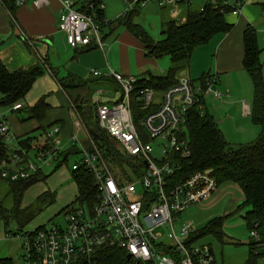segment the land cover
I'll list each match as a JSON object with an SVG mask.
<instances>
[{"label": "built area", "instance_id": "built-area-1", "mask_svg": "<svg viewBox=\"0 0 264 264\" xmlns=\"http://www.w3.org/2000/svg\"><path fill=\"white\" fill-rule=\"evenodd\" d=\"M11 1L16 6L30 2L40 8L50 0ZM59 1L57 29L63 33L66 44L74 49L89 45L102 48V30L94 14L80 11L81 4L77 6L74 0ZM209 1L213 5L218 2L228 5L231 7L229 13L237 15L249 0ZM148 2L167 9L170 18L183 21L182 3L192 4L193 0H127L125 12L141 8ZM82 5L93 8L90 0ZM98 7L103 8V4ZM49 73L52 75L50 70ZM92 73L101 75L97 69ZM103 77H111L119 91L116 99H95L96 122L118 142L124 154L135 157L136 161L126 171L112 168L86 129L76 105L67 97L73 129L66 145H77L80 154L71 168L84 167L92 174L97 202L91 213L80 204L69 206L65 210L64 224L42 225L38 230L13 234L23 240L24 263L97 264L95 251L106 243L116 245L139 261L211 264L214 259L211 243L199 239L188 244V237L195 229L192 223L182 224L178 231L175 224L181 212L194 203L207 200L218 188L211 169L183 175L184 162L190 156L186 137L188 114L191 108L202 112L208 95L221 99L216 76L209 75L202 85L183 72L175 84L162 91L139 86L137 78L112 69ZM104 93L101 88L95 89L98 96ZM132 99L141 105L142 115L133 111ZM21 107L18 101L0 111V135L8 149V156L0 160V175L10 180L26 179L46 166L54 167L65 145L59 135V126H54L47 132L49 148L42 151L35 146L22 147L21 139L8 125L5 114L6 111L17 112ZM153 146L159 150L157 155L153 153ZM250 230L252 241L257 245L255 252L264 251V220L253 222Z\"/></svg>", "mask_w": 264, "mask_h": 264}, {"label": "trees", "instance_id": "trees-1", "mask_svg": "<svg viewBox=\"0 0 264 264\" xmlns=\"http://www.w3.org/2000/svg\"><path fill=\"white\" fill-rule=\"evenodd\" d=\"M90 1L93 4V8L81 3L79 10L87 14H94L102 31L109 28L108 34H105L104 38L112 34L116 27L123 26L130 33L137 35V39L144 48L145 57L158 59L166 56L169 59L170 65L164 73L153 75L145 72L146 75L135 77L139 86H151L159 91L177 82L178 75L188 66L195 48L205 45L216 34L227 33L232 29V24L225 19V15L231 10L230 6L223 5L220 2L217 5H213L209 0H206L202 9H200L199 6L183 2L184 12L181 14L184 16L183 21L170 18L167 15V9L162 8L165 10L167 17L161 23L160 33L162 38L156 40L134 21L139 14V8L126 11L114 19L107 20L103 8L100 9L98 7L101 3L100 0ZM124 1L127 2V0ZM1 2L9 10L14 7L11 0H1ZM257 4L264 10V1ZM242 42L243 56L241 63L252 82L250 119L260 127V132L254 140L232 148L226 140L223 131L219 128L214 115L207 108L202 112L197 108H191L186 124V137L190 147V156L184 162L183 175L187 174L185 172L190 173L196 170L211 169V174L216 179L217 185L227 182L237 185L243 198L236 210H245L243 219L248 228H251L253 222L264 220V75L263 63L260 59L262 48L259 46L257 33L252 26L247 25L244 28ZM82 48H86L84 49L85 51H90L96 47L89 45ZM43 73L44 66L38 63L27 68L20 67L9 71L0 59V106H10L15 102H20L30 91L35 80ZM209 75L211 74L208 72L202 73L197 79L192 80H197L198 83L204 85V81ZM58 83L76 105L86 129L110 166L114 169L117 167L123 169L122 166L124 164L126 166L133 165L136 158L124 154L118 142L110 138L104 130L98 127L95 117V104L90 102V89L87 86V81L80 80L76 76L69 74L64 78L58 79ZM82 87L85 88L83 96L72 97L68 92L69 89ZM131 107L139 116L144 113L140 109L141 105L135 99L131 100ZM53 110L54 108L46 101V96L40 97L30 106L22 105L17 112L25 113L27 117L21 120L35 121L37 125L32 129V133L39 131L37 135H32L30 132L15 133L16 137L21 139L19 144L22 147L31 149L35 146L42 151L49 148L50 139L47 137V132L54 126H59L61 139L66 138L61 133V131L63 132L62 128L65 120L50 118L49 115ZM68 111L69 107L67 106L66 114L71 121ZM135 122L138 123L137 119H135ZM70 132L67 135L66 142L62 141L65 145L58 153V159H60L58 162L56 161L50 173L46 174L41 169L30 177L19 180H10L0 175V180L8 184V193L12 199L10 208L0 204V221L6 227L11 220L14 221L16 232H12V234L23 232V228L35 217L37 212L55 202V192L46 189L35 197V201L40 202L42 206L38 210H34L32 204L22 205L23 196L31 186L45 181L53 171L67 163L69 156L78 153L77 145H66L71 135ZM43 135L46 136V139L38 141L39 137ZM7 156L8 149L0 135V160L5 159ZM70 176L77 190L75 202H78L91 213L97 202V191L92 174L84 167H79L77 169L70 168ZM73 203L63 207L62 210L64 211L69 206H73ZM226 216L214 217L203 227L194 229L188 237V244L206 236H211L223 243L227 239V235L223 231ZM39 227L35 228V230H38ZM9 232L11 233V231L6 230V233ZM247 245L248 254L242 264H257L259 258H264V251L255 252L257 245L252 240ZM95 258L97 264H154L153 261H139L133 257L128 258L125 250L116 245H108L106 243L97 247ZM12 263L13 260L10 257L0 258V264ZM211 264L220 263L214 257Z\"/></svg>", "mask_w": 264, "mask_h": 264}, {"label": "crops", "instance_id": "crops-1", "mask_svg": "<svg viewBox=\"0 0 264 264\" xmlns=\"http://www.w3.org/2000/svg\"><path fill=\"white\" fill-rule=\"evenodd\" d=\"M74 1L77 6L81 4L78 0ZM100 2L103 4L104 15L107 19L108 17L105 12L107 9L110 11L111 9L109 8V5H105L106 2L103 0H100ZM204 3L205 0L192 2V4L199 7ZM257 3L258 2H254L252 5H245V3V6H242L241 12L237 15L231 13L226 14L225 19L228 23L232 24V29L227 33L216 34L208 43L195 48L188 66L182 71V73H187L191 79H197L202 73L206 72L216 76V87L221 92L222 97L221 99H216L208 95L205 100L206 108L214 115L219 128L223 131L230 146H237L240 143L252 141L260 132V127L257 124H254L250 119L252 82L241 63L243 56L242 32L244 28L247 25L252 26L257 33L258 40L260 38L262 40L264 30V10H262ZM125 5L126 4L121 8L117 6L116 11H119L118 16L121 15V12L122 14L125 12ZM59 6V0H50L49 4L40 8L34 7L30 2H27L19 6L14 5L12 10H9V8L0 0V37L5 36L7 38L0 44V59L9 71H13L20 67L27 68L37 63L44 66V70L48 67V72L50 70L52 76L50 73L48 74L56 81L61 91L63 90L58 83V79L64 78L69 74L76 76L80 80L87 81V86L90 89V102L94 103L95 89L99 88V83L90 84V86L88 84L89 81L92 80L97 82L98 80H103L114 82V80L111 78H104V73H101V75H94L92 70L97 68H93L87 72L79 67V62L84 59L96 62V67H103L104 64L102 63L101 55L98 51L78 56L80 53L85 52L84 49L86 48H77L73 50V55L67 59L65 65L61 62L59 45L56 46L57 43L55 38L57 37L59 41L61 40L64 47H67V44L64 35L57 29V12ZM104 35L105 34H103L102 38L105 43V40L109 38L110 34L107 35L106 38H104ZM133 36L135 37V35L127 30L123 31L121 35H117L119 38L118 47L123 50L124 55V50L128 49L130 44H135L137 47V53L141 56V58H139L144 64V71L139 75L132 74L127 63H125L127 67L122 66L121 69L118 67L117 70L114 68H112V70L125 76L134 75L133 77L144 76L145 72L153 75L164 73L167 69L165 70L162 66H159L157 64V59L145 57L143 46L140 44L139 40ZM36 44L46 52L45 57H42V54L38 53L35 48ZM100 49L105 52L104 44ZM35 50L37 52H35ZM50 50L53 52H50ZM138 69H143V66L138 67ZM97 70L100 71L99 69ZM64 72H66V74H62ZM114 83L116 84V82ZM84 89L85 88L83 87L69 89L68 92L72 97H77L78 95L83 96L85 94ZM101 89H103L105 93L112 90L109 87H101ZM63 93L66 95V99L61 96L62 99L59 96V104L57 105L51 104L48 101V98H46V101L54 108L49 117L65 120L64 127L62 128L63 132L61 131V133L63 137L67 138L70 129L72 132L73 126L72 121L69 120V117L66 114L68 95L64 91ZM98 100H102V98ZM245 109L248 110V112H246ZM9 113L10 112L7 111L5 113L7 114V119L12 118V120L15 121L17 117H10L9 115L14 114ZM16 125L18 126L17 120ZM18 128L20 127L18 126ZM23 132L24 131L15 133L20 134ZM66 138H62L64 143L67 140Z\"/></svg>", "mask_w": 264, "mask_h": 264}, {"label": "rangeland", "instance_id": "rangeland-1", "mask_svg": "<svg viewBox=\"0 0 264 264\" xmlns=\"http://www.w3.org/2000/svg\"><path fill=\"white\" fill-rule=\"evenodd\" d=\"M85 1L88 0H78V2L80 3H84ZM103 1L106 2L105 5H109V8L111 9V11L107 9L105 12L106 16L108 17L107 20L118 17L119 11H116L117 6L121 8L124 6V4H126V8L124 10H126L128 6V4L126 2L124 3L123 0ZM195 1L197 0H193V2ZM263 1L264 0H249L245 5H252L254 2ZM245 5H243V7ZM181 9L183 13L184 6H182ZM165 13L166 12L162 8H160L156 3L148 2L145 6L139 8V14L135 17L134 21L137 22L152 38L157 40L162 38L160 31L162 28L161 23L163 19L167 17ZM125 30L126 29L123 26L116 27L115 31H113V33L109 35V38L105 40V52H103L100 48L96 47L90 51H85L78 55L83 56L91 54L94 51H98V53H100L101 55L102 63L104 64L103 67H96V62L88 59L80 61L79 67L83 71L87 72H89V70L93 68H97L101 71V73H106L107 70H110L112 68L117 70L118 67H120L121 69V67L126 66L125 63H127V66L131 70L132 74H141V72L144 71V64L140 59L141 56L137 53V47L135 46V44H130L129 48L124 50V55L123 50L118 47L119 38L117 37V35H121ZM108 31L109 28L104 29L102 31V36L103 34H108ZM133 35H135L136 37V34ZM6 39L7 38L5 36L0 37V44ZM55 40L57 43L56 46L59 45L61 62H63V64L65 65L67 59L73 55L74 48H71L68 45L67 47H64L62 41H59L57 37L55 38ZM259 46L262 48L260 59L263 63L264 74V41L261 40V38L259 39ZM35 48L37 49L38 53L42 54V57L46 56V52L43 51L40 47H38L37 44L35 45ZM50 52L53 51L50 50ZM157 64L159 66H162V68L166 70L169 65V60L165 56L160 59H157ZM141 66H143V69H138V67ZM48 73L49 72L47 67L45 68L43 75H41L35 81L30 91L20 101L22 105L30 106L42 96H46V98H48V101L53 105L59 104V96H62L63 98L65 97L66 99V95L58 87L56 81L51 77L52 75L50 76ZM62 74H66V72ZM194 82L197 83V80H195ZM94 83H99V88L109 87L112 90H116L108 91L105 94H102L101 96L95 94V99L102 98L101 101H106L110 99H116L118 97L117 91L119 90V87L114 82L103 80H98L97 82H94L90 80L88 84L90 85ZM5 109L6 106H0V111H4ZM11 113L14 115H9V113L8 115L10 117H17L15 121H13L12 118L7 119L8 125L11 127L13 132L19 133L20 131H24L30 132L32 135H37L39 133V131H35V133H32V129L34 128V126L37 125L35 121L21 120L23 118H26L27 114L22 112ZM16 120L20 128H18V126L16 125ZM80 138H82V136H80ZM45 139L46 136L43 135L39 137L38 141H43ZM231 147L235 148L236 146ZM153 153L155 155L159 153V150L156 146H153ZM79 155L80 154L77 153L69 156V159L66 164L61 165L59 168L53 171L45 181L34 184L25 192L22 200V205L26 206L32 204L34 210H38V208L42 207L40 205V202H38L37 200L35 201V197L46 189L55 192V202L51 205L43 207L40 212H37L35 217L23 228L22 231H30L42 225L50 227L53 224H64L65 210L63 211L62 208L73 202L74 205H79L78 202H75L77 190L70 176V168L72 164H74L78 160ZM122 167L123 169L121 167H118V171H126L128 166L124 164ZM51 170L52 169H49L48 166L43 168V171L46 174L50 173ZM8 189V184L5 181L0 180V204H2L6 208H10L12 206V199L10 194L8 193ZM242 198L243 197L240 189L234 183L227 182L224 184H219L218 188L215 190V192L211 195L210 198L198 203H194L190 205L185 211L181 212V214L179 215V221L175 224V229L178 231L179 227L186 222H191L195 229H199L203 227L210 219L217 216L227 215L223 224V231L227 235V239L223 243L217 241L211 236H206L201 240L208 241L211 243L215 257L220 264H242L248 254L247 243L252 240V237L250 235V227L248 228V225L243 219V212L245 210H236L237 206L242 202ZM6 230L11 231V233H6ZM12 232H16V225L13 220L9 222V225L7 227L2 221H0V258L10 257L13 260L12 264H24V254L26 253V249L22 245L23 240L21 236L13 235ZM257 264H264V258H259Z\"/></svg>", "mask_w": 264, "mask_h": 264}, {"label": "water", "instance_id": "water-1", "mask_svg": "<svg viewBox=\"0 0 264 264\" xmlns=\"http://www.w3.org/2000/svg\"><path fill=\"white\" fill-rule=\"evenodd\" d=\"M127 257L129 258L130 257V254H127Z\"/></svg>", "mask_w": 264, "mask_h": 264}]
</instances>
